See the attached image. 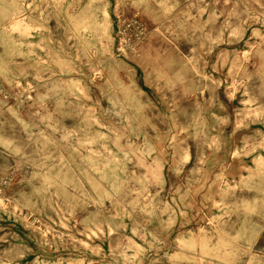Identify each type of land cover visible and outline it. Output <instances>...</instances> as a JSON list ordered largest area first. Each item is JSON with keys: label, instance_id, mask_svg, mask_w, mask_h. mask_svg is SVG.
I'll return each instance as SVG.
<instances>
[{"label": "rangeland", "instance_id": "374dc122", "mask_svg": "<svg viewBox=\"0 0 264 264\" xmlns=\"http://www.w3.org/2000/svg\"><path fill=\"white\" fill-rule=\"evenodd\" d=\"M263 74L264 0H0V264H264Z\"/></svg>", "mask_w": 264, "mask_h": 264}, {"label": "bare ground", "instance_id": "6f19581e", "mask_svg": "<svg viewBox=\"0 0 264 264\" xmlns=\"http://www.w3.org/2000/svg\"><path fill=\"white\" fill-rule=\"evenodd\" d=\"M66 14H68V13L66 12ZM261 77H264V74Z\"/></svg>", "mask_w": 264, "mask_h": 264}]
</instances>
